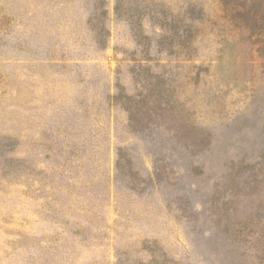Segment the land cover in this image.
<instances>
[{"label": "rangeland", "instance_id": "374dc122", "mask_svg": "<svg viewBox=\"0 0 264 264\" xmlns=\"http://www.w3.org/2000/svg\"><path fill=\"white\" fill-rule=\"evenodd\" d=\"M0 264H264V0H0Z\"/></svg>", "mask_w": 264, "mask_h": 264}, {"label": "trees", "instance_id": "16d2710c", "mask_svg": "<svg viewBox=\"0 0 264 264\" xmlns=\"http://www.w3.org/2000/svg\"><path fill=\"white\" fill-rule=\"evenodd\" d=\"M239 7H241V6L239 5Z\"/></svg>", "mask_w": 264, "mask_h": 264}]
</instances>
